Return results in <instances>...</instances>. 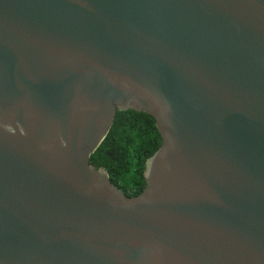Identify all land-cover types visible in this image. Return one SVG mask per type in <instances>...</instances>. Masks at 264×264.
Listing matches in <instances>:
<instances>
[{"label":"water","instance_id":"obj_1","mask_svg":"<svg viewBox=\"0 0 264 264\" xmlns=\"http://www.w3.org/2000/svg\"><path fill=\"white\" fill-rule=\"evenodd\" d=\"M128 110L133 197L91 162ZM0 264H264V0H0Z\"/></svg>","mask_w":264,"mask_h":264},{"label":"trees","instance_id":"obj_2","mask_svg":"<svg viewBox=\"0 0 264 264\" xmlns=\"http://www.w3.org/2000/svg\"><path fill=\"white\" fill-rule=\"evenodd\" d=\"M161 145L162 136L152 115L135 110L119 111L91 162L98 168L105 167L111 181L133 197L145 189L146 162Z\"/></svg>","mask_w":264,"mask_h":264}]
</instances>
